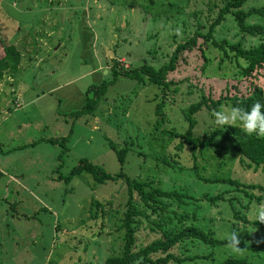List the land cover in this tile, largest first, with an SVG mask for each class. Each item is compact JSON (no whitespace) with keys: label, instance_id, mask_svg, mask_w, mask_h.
Masks as SVG:
<instances>
[{"label":"rangeland","instance_id":"obj_1","mask_svg":"<svg viewBox=\"0 0 264 264\" xmlns=\"http://www.w3.org/2000/svg\"><path fill=\"white\" fill-rule=\"evenodd\" d=\"M262 3L247 0L244 7ZM220 5L221 0H0V38L21 54L18 69L0 76V264H101L106 256L120 252L126 185L121 179L97 182L86 170L65 179L82 157L112 174L122 171L165 189L188 188L195 201L180 205L171 200L162 219L166 227L193 222L217 237L238 232L240 240L248 241L264 235V228L255 223L241 224L226 200L210 203L204 193H217L225 184L196 178L186 167L192 163L188 146L176 149L178 138L168 131L186 129L183 107L202 92L217 97L226 93V81H236V66L228 59L219 63L216 47L205 49L209 56L205 72L199 49L194 48L169 73L173 83L166 90L164 119L155 113L162 89L146 76L142 80L123 73L108 85L95 110L75 113L90 84L111 79L114 59L128 68L160 65L197 27L205 32ZM217 30V36H242L230 17ZM243 36L245 44L258 41L257 36ZM261 71L253 81L264 86ZM222 106L230 108L227 103ZM195 116L194 132L199 135L217 126L205 106ZM62 141L67 149L60 158ZM122 146L126 152L121 163L116 149ZM196 161L203 175L230 173L244 182L264 184V169L247 166L232 151L207 148L198 151ZM93 198L103 203L111 199L105 217L93 215L97 208ZM261 203L264 200L253 201L243 214L256 218ZM147 213L136 231L137 247L161 235L149 228L158 216L150 209ZM171 251L177 256L212 252L216 261L228 255L262 259L246 248L236 254L226 243L212 246L190 238ZM163 254L155 252L152 257Z\"/></svg>","mask_w":264,"mask_h":264},{"label":"trees","instance_id":"obj_2","mask_svg":"<svg viewBox=\"0 0 264 264\" xmlns=\"http://www.w3.org/2000/svg\"><path fill=\"white\" fill-rule=\"evenodd\" d=\"M246 2L247 0H221V5L210 21L208 29L202 32L197 27L192 35L188 36L184 41L178 42L168 60L158 66L144 63L128 68V66H123L119 64L117 59H114L111 67V79H104L100 83L90 84L86 88L84 103L75 113H88L95 110L99 100L103 98L108 85L113 83L120 73H123L142 80L146 76L148 82L154 83L162 89V99L156 104L155 113L159 114L160 119H164L163 104L166 98V90H170V84L173 83L172 79L168 78L169 73L177 67L182 59L185 60L186 54L193 51L194 48L199 49L198 54L202 58V63H200L201 72H205V66L209 60L205 49L209 46L216 47L221 53L219 63L228 59L236 66L234 76L237 82L226 81L224 85L226 93L223 94L222 92L217 97L211 94L206 95L202 92L199 99L183 107V114L187 121L186 129L180 131L170 128L168 131L173 137L178 138L175 144L176 149L182 150L184 146H188L192 163L186 167L190 169L196 178L203 182L225 184V187L222 186L217 193H204L210 203L215 204L218 199L226 200L230 204L232 215L239 219L241 224L244 225L251 222L264 228V224L257 221L256 218L248 219L243 214L245 210H250L253 201L258 203L264 200L263 183L244 182L239 177H233L230 173L228 175L206 176L200 173L196 161L198 151L202 153L209 148L220 153L232 151L238 156L239 161L247 166L264 169V138H258L255 134L249 136L238 125L233 127L227 125L214 126L208 131L206 130L202 135L194 132V127L197 123L195 113L203 106L213 113V111L221 110L222 103H227L230 107L238 106L245 109L250 108L256 102L264 105V86L253 81V78H256L257 74L264 69V3L251 5L246 8L244 7ZM229 17L232 19L234 26H236V33L242 35L237 39L229 38L225 35L217 36L216 34L218 32L217 25ZM251 17H256L258 20H251ZM243 35L257 36L258 41L245 44ZM200 37L203 39L204 44L199 41ZM0 41L3 48V54L0 55V76H2L5 70L13 72L18 69L21 54L14 44L3 43L1 38ZM230 87H233L234 91L230 90ZM91 91L92 95H88ZM66 137L62 136L63 139H66ZM46 140L54 142L58 139L48 137ZM61 144L60 158L67 149L64 141ZM116 151L118 159L122 163L126 147L122 146L117 148ZM170 159L164 157L167 163L171 165L174 163L179 169L185 168L177 160L171 163ZM83 170L91 172L97 182H103L106 179H121L126 185L125 209L122 217V227L124 228L122 247L119 253L106 256L101 264H151L165 263L169 260L180 262L187 259L194 260L191 264H264V235L259 239L241 240L239 245L257 253L262 258L261 260L252 259L248 256L228 255L224 259L216 261L212 252L204 255L187 254L177 256L171 251V248L184 239H197L212 246L227 243V237H217L213 230H205L193 222L182 224L177 228L165 226L166 222L162 219L165 213L168 212L171 200L177 201L180 205L195 201L196 196L188 188L181 186L165 189L159 185H152L151 180L131 177L122 171L112 174L86 157L79 159L78 163L65 175V179L68 180L73 174ZM255 188L259 191L258 194L253 192L254 190L252 189ZM135 194L138 195L137 199ZM91 203L97 207L93 215L105 217L107 209L111 206V199H107L103 203L98 198H93ZM147 209H150L152 213L158 216L149 222V228L154 231L159 230L161 235L137 247L136 231L141 223V216L148 217ZM185 213L188 215L187 212ZM167 218L170 219V216L168 215ZM168 221L170 222V220ZM155 252L164 254L154 258L152 253ZM199 256H203L204 259L196 260ZM71 264H88V262L79 261Z\"/></svg>","mask_w":264,"mask_h":264},{"label":"clouds","instance_id":"obj_3","mask_svg":"<svg viewBox=\"0 0 264 264\" xmlns=\"http://www.w3.org/2000/svg\"><path fill=\"white\" fill-rule=\"evenodd\" d=\"M264 105L256 102L250 108L245 109L238 106L221 107V110L213 111L217 126H239L242 131L251 136L255 134L258 138H264ZM256 220L264 224V203H261L256 211ZM226 247L233 253L241 254V240L238 232H232L227 238Z\"/></svg>","mask_w":264,"mask_h":264},{"label":"built area","instance_id":"obj_4","mask_svg":"<svg viewBox=\"0 0 264 264\" xmlns=\"http://www.w3.org/2000/svg\"><path fill=\"white\" fill-rule=\"evenodd\" d=\"M17 100V99H16ZM18 102V101H17Z\"/></svg>","mask_w":264,"mask_h":264}]
</instances>
